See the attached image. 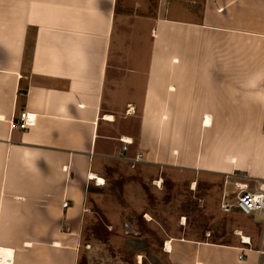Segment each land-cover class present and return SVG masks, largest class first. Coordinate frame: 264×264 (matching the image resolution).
<instances>
[{"label":"crops","instance_id":"0c3cea01","mask_svg":"<svg viewBox=\"0 0 264 264\" xmlns=\"http://www.w3.org/2000/svg\"><path fill=\"white\" fill-rule=\"evenodd\" d=\"M118 161L260 189L264 0H0V264H79L88 195ZM247 215L233 242L162 249L264 264V211Z\"/></svg>","mask_w":264,"mask_h":264},{"label":"rangeland","instance_id":"374dc122","mask_svg":"<svg viewBox=\"0 0 264 264\" xmlns=\"http://www.w3.org/2000/svg\"><path fill=\"white\" fill-rule=\"evenodd\" d=\"M105 168L104 182L87 198L79 264H170L162 249L167 236L233 242L236 227L251 223L250 215L223 209L242 191L224 176L141 162Z\"/></svg>","mask_w":264,"mask_h":264},{"label":"built area","instance_id":"2783aa9c","mask_svg":"<svg viewBox=\"0 0 264 264\" xmlns=\"http://www.w3.org/2000/svg\"><path fill=\"white\" fill-rule=\"evenodd\" d=\"M34 124V117L29 113H21V121L19 123L20 128L25 129ZM123 142H127L123 140ZM142 154H138V158ZM242 191L237 197V202L233 205L226 201L223 202L222 207L225 211L229 212L235 206L244 213L251 214L256 211H264V182L260 185V189L256 192L247 190V185H241ZM67 205V202L64 203Z\"/></svg>","mask_w":264,"mask_h":264},{"label":"bare ground","instance_id":"6f19581e","mask_svg":"<svg viewBox=\"0 0 264 264\" xmlns=\"http://www.w3.org/2000/svg\"><path fill=\"white\" fill-rule=\"evenodd\" d=\"M91 177L93 179H97L98 178L95 174H92ZM98 181L100 183H103L104 182L103 177L102 178L99 177ZM11 252L12 251L11 250H7V248L6 249L0 248V262H6V263L9 262L10 260L8 259V256L11 257Z\"/></svg>","mask_w":264,"mask_h":264},{"label":"trees","instance_id":"16d2710c","mask_svg":"<svg viewBox=\"0 0 264 264\" xmlns=\"http://www.w3.org/2000/svg\"><path fill=\"white\" fill-rule=\"evenodd\" d=\"M212 235L213 234H210V236L212 237ZM203 237H205L204 235H203ZM213 238V237H212ZM215 238V237H214ZM203 240H205V239H203ZM212 241H218V240H212ZM222 242H226V241H222Z\"/></svg>","mask_w":264,"mask_h":264}]
</instances>
